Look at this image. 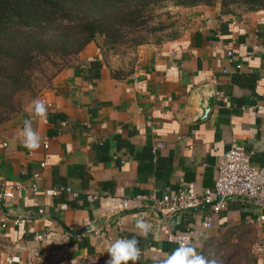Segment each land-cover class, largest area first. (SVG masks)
<instances>
[{
	"label": "crops",
	"instance_id": "0c3cea01",
	"mask_svg": "<svg viewBox=\"0 0 264 264\" xmlns=\"http://www.w3.org/2000/svg\"><path fill=\"white\" fill-rule=\"evenodd\" d=\"M172 8L171 34L141 45L133 69L90 42L0 126V183L23 185L0 204V264H194L206 240L264 247V203L154 208L178 189L213 187L229 148L264 168V5ZM211 93L208 116L197 120ZM59 187L77 197L45 194ZM123 198L127 209L117 207ZM17 217L24 221L14 225ZM187 231L192 243L178 257L169 236ZM252 260L264 264V252Z\"/></svg>",
	"mask_w": 264,
	"mask_h": 264
},
{
	"label": "trees",
	"instance_id": "16d2710c",
	"mask_svg": "<svg viewBox=\"0 0 264 264\" xmlns=\"http://www.w3.org/2000/svg\"><path fill=\"white\" fill-rule=\"evenodd\" d=\"M217 2L222 7L264 5V0H0V126L19 113L17 95L36 91L35 76L46 77L53 57L77 55L98 34L105 45H119L128 34L124 31L140 32L151 9L165 3L192 7ZM212 245L211 240L203 243L194 264L210 263Z\"/></svg>",
	"mask_w": 264,
	"mask_h": 264
},
{
	"label": "built area",
	"instance_id": "2783aa9c",
	"mask_svg": "<svg viewBox=\"0 0 264 264\" xmlns=\"http://www.w3.org/2000/svg\"><path fill=\"white\" fill-rule=\"evenodd\" d=\"M229 58H232V52H227ZM237 67L240 65L237 64ZM45 163H42L44 165ZM217 175L214 185L207 188L202 194H196L192 190L178 189L177 192L170 196L164 195L155 199L154 208L158 213L168 215L174 214L181 210L191 209L200 205H207L213 212H218L226 207L230 198H244L264 203V168L252 166L248 154L237 148H229L222 153L217 159ZM23 190L21 182H14L6 185L0 183V204L14 199ZM62 192L70 193L72 198L77 197V193L71 191L69 187L52 188L45 191L46 195H59ZM88 199L94 198L86 195ZM119 209H127L130 200L127 198L117 199ZM42 212V210H40ZM259 220H264L260 215ZM9 221L8 217L2 218L1 226L5 227ZM14 225L24 221L23 218L17 217L11 219ZM206 227L210 226V219L204 222ZM43 238L41 233L34 236L35 241ZM169 239L174 241L179 247L178 257L183 255V251L192 243V232L172 233ZM252 252L256 257H260L264 252V247L260 242L252 244ZM32 255L37 254V248L31 249Z\"/></svg>",
	"mask_w": 264,
	"mask_h": 264
},
{
	"label": "rangeland",
	"instance_id": "374dc122",
	"mask_svg": "<svg viewBox=\"0 0 264 264\" xmlns=\"http://www.w3.org/2000/svg\"><path fill=\"white\" fill-rule=\"evenodd\" d=\"M171 3H165L159 7L151 9V19L149 20L147 27L140 28V32L128 30L124 31L128 34L123 38L119 45L107 46L104 44V37L102 35H96L93 44L100 47V53L103 54V58L110 62L126 63V69L131 70L134 68L136 62H138V50L141 45L155 44L165 40L172 32L176 25L175 13ZM157 27L156 30L152 28ZM143 40L141 44L135 45L134 41ZM76 55L72 56H57L53 57V65L48 64V68L45 71L46 77H41L36 74L38 80L35 81L38 84L36 91L31 94H21L16 96V103L19 105V113L26 109L30 103L42 94L43 90L49 85L55 74L64 67H68L75 61ZM35 94V95H33ZM15 116V115H14ZM13 116V117H14ZM229 240V238H227ZM222 238L220 239V241ZM229 244H220L215 246L209 254L212 257L209 264H253L254 254L252 252V245L246 244H233L227 241ZM216 250H218L216 252Z\"/></svg>",
	"mask_w": 264,
	"mask_h": 264
},
{
	"label": "water",
	"instance_id": "95a60500",
	"mask_svg": "<svg viewBox=\"0 0 264 264\" xmlns=\"http://www.w3.org/2000/svg\"><path fill=\"white\" fill-rule=\"evenodd\" d=\"M214 100H215V94L214 93H211L209 95H205L199 100L200 115L197 117L198 118L197 120L204 119L208 116V113L210 111V108H211Z\"/></svg>",
	"mask_w": 264,
	"mask_h": 264
}]
</instances>
